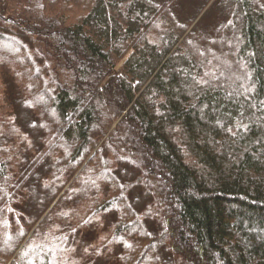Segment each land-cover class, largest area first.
I'll return each mask as SVG.
<instances>
[{
    "label": "trees",
    "instance_id": "obj_1",
    "mask_svg": "<svg viewBox=\"0 0 264 264\" xmlns=\"http://www.w3.org/2000/svg\"><path fill=\"white\" fill-rule=\"evenodd\" d=\"M10 15L0 264H264V0Z\"/></svg>",
    "mask_w": 264,
    "mask_h": 264
},
{
    "label": "rangeland",
    "instance_id": "obj_2",
    "mask_svg": "<svg viewBox=\"0 0 264 264\" xmlns=\"http://www.w3.org/2000/svg\"><path fill=\"white\" fill-rule=\"evenodd\" d=\"M4 3V6L6 8V14L11 16L10 14H13L14 12L21 11L25 5L28 4L30 0H1ZM196 23V22H195ZM5 47L6 43H2ZM6 48V47H5Z\"/></svg>",
    "mask_w": 264,
    "mask_h": 264
}]
</instances>
